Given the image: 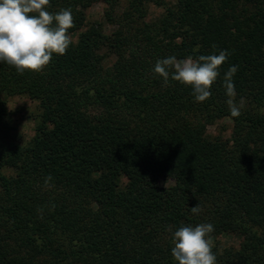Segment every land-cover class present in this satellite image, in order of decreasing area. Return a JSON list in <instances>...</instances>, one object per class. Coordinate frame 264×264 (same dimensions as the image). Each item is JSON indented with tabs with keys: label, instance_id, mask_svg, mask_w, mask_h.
<instances>
[{
	"label": "trees",
	"instance_id": "trees-1",
	"mask_svg": "<svg viewBox=\"0 0 264 264\" xmlns=\"http://www.w3.org/2000/svg\"><path fill=\"white\" fill-rule=\"evenodd\" d=\"M95 1L50 0L51 13L72 10L75 39L43 71L0 62V264H177L174 232L201 223L210 238L241 237L213 244L216 264H264V0H126L119 13L103 0L110 30L85 21ZM150 2L163 12L146 21ZM219 51L229 56L205 102L153 72L158 59ZM233 65L246 101L235 118ZM15 95L38 107L23 143L9 133ZM221 117L224 140L206 132Z\"/></svg>",
	"mask_w": 264,
	"mask_h": 264
},
{
	"label": "clouds",
	"instance_id": "clouds-1",
	"mask_svg": "<svg viewBox=\"0 0 264 264\" xmlns=\"http://www.w3.org/2000/svg\"><path fill=\"white\" fill-rule=\"evenodd\" d=\"M49 3L50 0H0V62L14 67L19 74L43 71L54 54L65 55L72 43L69 35V29L74 27L72 10L51 13L47 10ZM228 56L227 51L200 55L195 59L188 56L177 60L175 56H169L158 59L153 72L162 78L164 86L170 79L190 86L195 102H205L212 96L211 86L220 76V68ZM237 71L238 66L233 65L223 75L226 103L233 118L242 114L246 104L243 98L236 99L233 77ZM51 180V175L46 177L45 185ZM201 212L198 204L191 207L192 214ZM214 230L211 223L179 228L173 234L171 256L177 264H216L210 239Z\"/></svg>",
	"mask_w": 264,
	"mask_h": 264
},
{
	"label": "rangeland",
	"instance_id": "rangeland-1",
	"mask_svg": "<svg viewBox=\"0 0 264 264\" xmlns=\"http://www.w3.org/2000/svg\"><path fill=\"white\" fill-rule=\"evenodd\" d=\"M164 4H173L175 0H161ZM126 5V0H117L113 7V12H121ZM146 15L144 20L149 21L158 17L162 12V5H155L150 2L145 5ZM249 9V4H247ZM106 4L103 0H96L91 3L85 10V21H99L103 23L106 30H110L112 25L105 21L103 16ZM73 40L75 35H73ZM6 108L9 116V124L11 129L10 134H13L20 142H26L33 133V126L37 118L38 107L35 100L29 99L26 96H7L5 97ZM231 120L227 117L215 119L211 124L206 125V132L220 138L221 140L228 139L231 132ZM212 244L220 246L238 247L241 237L237 234L221 233L210 238Z\"/></svg>",
	"mask_w": 264,
	"mask_h": 264
}]
</instances>
